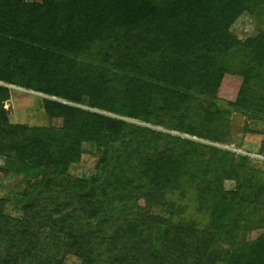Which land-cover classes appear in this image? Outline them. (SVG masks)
Masks as SVG:
<instances>
[{
  "label": "trees",
  "instance_id": "1",
  "mask_svg": "<svg viewBox=\"0 0 264 264\" xmlns=\"http://www.w3.org/2000/svg\"><path fill=\"white\" fill-rule=\"evenodd\" d=\"M12 88L48 125L11 122ZM237 113L264 123V0H0V186L22 189L0 264H264V171L224 147Z\"/></svg>",
  "mask_w": 264,
  "mask_h": 264
},
{
  "label": "rangeland",
  "instance_id": "2",
  "mask_svg": "<svg viewBox=\"0 0 264 264\" xmlns=\"http://www.w3.org/2000/svg\"><path fill=\"white\" fill-rule=\"evenodd\" d=\"M256 32L257 29L254 20L248 14L241 17L235 27V33L242 40L256 34ZM241 84L242 78L240 76L226 73L219 91L220 100L224 104L235 101ZM12 90L10 100L5 102V108L10 110V120L12 123L31 126L48 125L49 119L45 115L39 99V97H43L42 95L19 88H12ZM53 124L64 126L66 123L57 120ZM231 125L230 147H224L252 157L254 159L253 166L264 171V155L260 156L259 154L263 141L262 133L264 132V123L250 121L247 117L237 113L232 116ZM247 128L256 133L247 132ZM97 161L98 159H89L86 157L80 164L72 166L71 173L76 177L88 178L94 174ZM249 173L252 174V171ZM7 174L8 172L5 169L1 170V176L4 181ZM20 183L21 178H13L5 181V184L0 186V198L2 200H10L9 202H2L0 204L1 214L8 212L14 216L18 215L15 196L22 190L19 188ZM66 264H78V261L75 258L68 257Z\"/></svg>",
  "mask_w": 264,
  "mask_h": 264
}]
</instances>
